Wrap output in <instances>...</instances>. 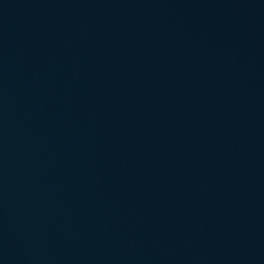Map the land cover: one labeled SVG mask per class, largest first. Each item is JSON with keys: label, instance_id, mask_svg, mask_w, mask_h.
<instances>
[{"label": "water", "instance_id": "95a60500", "mask_svg": "<svg viewBox=\"0 0 264 264\" xmlns=\"http://www.w3.org/2000/svg\"><path fill=\"white\" fill-rule=\"evenodd\" d=\"M0 264H264V0H0Z\"/></svg>", "mask_w": 264, "mask_h": 264}]
</instances>
